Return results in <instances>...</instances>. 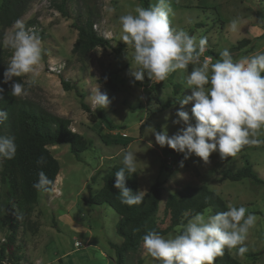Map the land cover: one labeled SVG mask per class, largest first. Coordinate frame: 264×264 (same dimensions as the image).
Segmentation results:
<instances>
[{
  "label": "rangeland",
  "instance_id": "rangeland-1",
  "mask_svg": "<svg viewBox=\"0 0 264 264\" xmlns=\"http://www.w3.org/2000/svg\"><path fill=\"white\" fill-rule=\"evenodd\" d=\"M63 0H28L20 20L25 25L33 20L37 30L29 29L41 40L42 59L37 66L34 82L28 77L18 78L25 82L26 95L19 97L36 104L51 114L69 119L71 130L88 141V149L77 158L68 144L49 147L60 164V174L55 191L41 194L38 204L31 210L17 212L16 256L20 264H116L112 243H119L117 234L118 215L109 207L86 204L90 192L103 186V177L109 169L121 164L123 153L137 154L139 189L149 191L158 181L164 192L158 218L164 227L169 223L164 206L170 194L186 187L206 185L225 202L236 207L243 206L247 214L256 217L242 246L248 251L243 257L237 249L229 254L241 264H264V186H254L249 181L232 182L225 179L250 165L264 181V143L251 145L234 157L222 159L213 153L207 163L192 155L165 146L160 147L151 135L149 127L161 131L165 126L169 136L178 134L186 125L179 124L176 115L184 110L191 116L192 105L181 109L178 101L191 94L182 77L192 70L171 73L164 81H134L130 76V62L126 57V45L121 40L119 16L134 12L139 0H65L70 19L58 10ZM173 15L170 16L174 30L184 29L195 36L197 43L202 36L208 38L204 56L216 59L211 52L219 54L228 48L234 59L264 52V0H168ZM155 0H148V7ZM2 0H0V7ZM87 16L93 17L94 30L108 38L112 48L97 47L88 57L81 58L72 50L78 38L74 22L83 23ZM81 17V20H79ZM235 17L246 23L231 33L227 25ZM14 27L4 29L0 24V52H5L6 65L13 49L3 45L5 35H11ZM244 39L255 40L253 46L238 49ZM121 45H125L116 53ZM204 57H201L203 60ZM111 76L115 89L111 91L100 80ZM60 76L77 85L78 90L66 91ZM179 86V90L175 89ZM100 90L109 98L106 109L96 108L89 101L94 91ZM175 89V90H174ZM83 105L89 108L86 110ZM92 115V116H91ZM167 118V119H166ZM194 124L195 121L193 120ZM145 131L140 137V126ZM264 141V128L258 137ZM183 163V167H181ZM1 171V163H0ZM8 199V191L0 179V203ZM213 215L212 210L207 211ZM10 214L3 211L0 216V247L7 243L11 234ZM176 230V229H175ZM175 230L171 232L175 234ZM166 235L165 237H167ZM239 247V246H238ZM220 256L216 257L219 258ZM159 264L153 262L142 246L136 254L127 257L129 264Z\"/></svg>",
  "mask_w": 264,
  "mask_h": 264
},
{
  "label": "clouds",
  "instance_id": "clouds-1",
  "mask_svg": "<svg viewBox=\"0 0 264 264\" xmlns=\"http://www.w3.org/2000/svg\"><path fill=\"white\" fill-rule=\"evenodd\" d=\"M173 14L168 0H155L147 8L138 5L134 12L119 16L121 40L127 46L125 58L130 62L134 81L143 82L145 78L151 82L164 81L171 73L180 70L183 74L192 66L187 76L182 77L191 94L178 101L181 109L191 104L192 115L177 111L178 120L174 122L182 121L186 127L174 136L168 135L166 126L161 131L149 127L156 144L183 153L185 159L195 155L207 163L215 152L227 159L236 156L243 146L264 143L258 138L264 128V52L234 59L230 50L224 48L212 62L211 57L204 56L208 38L202 36L197 43L196 37L184 29L174 30L170 20ZM244 23L242 17H235L227 30L235 33ZM13 27L15 31L5 35L2 42L13 49L4 82H12L11 96L21 97L27 91L25 82L18 78L28 77L29 86L34 82L42 47L40 38L26 29L21 20ZM89 101L101 109L110 104L108 96L99 89L91 93ZM6 119L7 113L0 110V123ZM16 153L14 138L0 135V159L12 160ZM137 160L136 153L125 151L123 166L115 172L114 187L119 191L120 202L129 207L142 204L147 193L142 189L133 192L126 186L127 178L137 172ZM44 162L41 157L37 164ZM33 187L37 191L53 192L55 182L41 171ZM207 211L187 218L186 223L177 226L174 235L169 233L165 237L149 231L142 238L146 254L159 264H214L225 249H237V254L243 257L248 249L242 245L255 226L256 217L246 215L245 207L231 204L213 215Z\"/></svg>",
  "mask_w": 264,
  "mask_h": 264
},
{
  "label": "trees",
  "instance_id": "trees-1",
  "mask_svg": "<svg viewBox=\"0 0 264 264\" xmlns=\"http://www.w3.org/2000/svg\"><path fill=\"white\" fill-rule=\"evenodd\" d=\"M139 1L148 7V0ZM27 2L28 0H2L0 24L4 29L12 27L17 20H20ZM57 7L65 18H71L67 1L63 0ZM37 25L36 21L30 20L25 24V28L37 30ZM73 27L78 32V38L72 50L73 54L85 58L97 47L112 48L111 41L94 30L93 17L87 16L83 23L74 22ZM255 40L244 39L240 41L237 45L238 49L253 46ZM125 47V45H121L115 49V52L118 53ZM211 55L214 58H219L217 53L211 52ZM4 56H6L5 52H0V110L7 113V119L0 123V135L14 138L17 153L12 160L0 159V179L8 191V199L0 203V216L3 211L9 212L11 229L7 243L0 247V264H20L22 258L17 257L15 253L17 212L20 210L31 211L38 204L41 194L50 193L43 190L37 191L33 187V184L38 181L41 171L55 183L60 174V164L52 155L49 147L68 144L71 152L79 158L80 154L88 149L89 143L81 135L71 130L72 122L69 119L51 114L32 102L10 95L12 82H4V72L7 67ZM60 80L66 91L73 89L81 98L84 97L77 85L66 81L63 76H60ZM100 83L111 91L115 89L110 75L100 80ZM179 86L181 85H175V89L179 90ZM83 107L89 111L86 105ZM139 131L140 137H142L145 131L144 124L140 126ZM250 146H243L239 152H244ZM41 157L45 162L38 165L37 161ZM122 166V163L112 166L103 177L101 189L95 193L90 192L89 198L85 201L86 204L96 207L107 206L119 217L116 231L120 237V242L110 243L115 252L116 264H129L127 257L141 250L142 238L149 231H156L166 236L182 222L186 223L187 218L197 212H205V210L210 209L213 214H216L225 211L227 208L220 196L206 185L186 187L167 197L164 212L169 223L164 227L158 218L164 192L163 184L159 181L155 183L145 194L142 204L132 207L123 205L119 199V191L114 187L115 172ZM225 179L232 182L247 180L254 186H264V181L258 177L257 172L250 165L235 174L226 175ZM126 186L133 192L139 189L137 172L127 178ZM136 264H143V261L137 260ZM214 264L241 263L229 254L228 249H225L223 256L215 259Z\"/></svg>",
  "mask_w": 264,
  "mask_h": 264
},
{
  "label": "bare ground",
  "instance_id": "bare-ground-1",
  "mask_svg": "<svg viewBox=\"0 0 264 264\" xmlns=\"http://www.w3.org/2000/svg\"><path fill=\"white\" fill-rule=\"evenodd\" d=\"M57 181V180H56ZM58 182V181H57Z\"/></svg>",
  "mask_w": 264,
  "mask_h": 264
}]
</instances>
